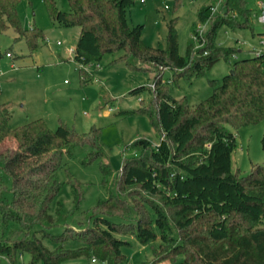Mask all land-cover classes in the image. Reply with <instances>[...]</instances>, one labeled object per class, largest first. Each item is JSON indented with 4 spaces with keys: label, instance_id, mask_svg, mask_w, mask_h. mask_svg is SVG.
<instances>
[{
    "label": "trees",
    "instance_id": "16d2710c",
    "mask_svg": "<svg viewBox=\"0 0 264 264\" xmlns=\"http://www.w3.org/2000/svg\"><path fill=\"white\" fill-rule=\"evenodd\" d=\"M18 2L0 0V33L11 26L32 52L39 47L43 32L36 26H21ZM67 2L69 10L63 11L54 0H43L52 21L79 28L73 55L78 64L122 51L112 62H123L132 70H148L142 66L146 63L167 67L174 70L175 82L186 71L183 78L189 81L205 74L218 59L237 54L234 46L214 45L220 27L251 28V9L244 0H224L223 14H215L208 22L204 47L194 50L188 38L184 54H180L173 18L166 23L165 48L142 41L143 24L130 26L126 18L134 0ZM215 2L198 8L197 21L205 19ZM231 69L220 80L209 79L211 93L195 105L186 95L173 97L156 75L150 77L154 91L143 85L129 90L131 94L148 90L152 97L146 104L140 99L137 108L123 113L146 115L162 135L155 145L144 136L127 145L136 153L123 159L117 181L122 187L139 185L160 195L161 205L152 201L146 203L149 207L129 205L110 193L91 208L95 210L89 215L92 224L70 233L69 238L80 241L81 246L63 249L59 244L62 236L51 234L49 240L58 246L50 250L39 238L23 233L7 243L0 241V254L10 264H16L18 253L29 256L28 264H63L76 257L120 264L125 257L122 247L130 245L123 237L130 235L141 244L159 240L158 247L152 248V260L142 264L165 260L170 264H264V163L253 164L246 174L231 170L236 130L264 118V56L249 53L237 57ZM78 73L81 82H88L82 77V68L78 67ZM9 119L8 104L0 103V145L7 139L15 142L14 148L0 149V169L11 179L12 194L7 200L0 183V236L11 222L29 230L50 220L48 210L62 184L57 172L63 156L70 157L77 146L86 144L91 149L83 165L98 159L102 186L112 174L109 164L101 160L104 151L99 128L92 126L78 134L61 122L52 129L40 117L15 127L9 126ZM65 171L76 208L83 193L79 181L68 168ZM179 255L181 259L176 260Z\"/></svg>",
    "mask_w": 264,
    "mask_h": 264
},
{
    "label": "rangeland",
    "instance_id": "374dc122",
    "mask_svg": "<svg viewBox=\"0 0 264 264\" xmlns=\"http://www.w3.org/2000/svg\"><path fill=\"white\" fill-rule=\"evenodd\" d=\"M54 1L60 10H69L67 0ZM211 2L212 0H182L181 3H178V0H134V4L126 12L127 23L130 26L143 24L142 41L152 47L165 48L166 23L172 18L175 19L178 52L184 54L187 40L191 38L190 27L193 22H198V7L204 3L209 5ZM244 2L251 11L254 10L248 17L251 28L231 30L223 26L217 30L214 40V45L234 46L242 51L237 52L236 57L228 55L218 59L205 74L193 76L189 81L183 78L187 74L186 71L182 73L183 77L175 82L172 81L174 70L167 67L146 63L142 66L148 70H132L123 62H112L122 51L104 53L99 61L78 64L68 54L67 48L75 47L79 28L61 26L52 21L43 0H19L17 14L21 26L26 29L38 27L43 32V38L39 40V47L30 52L25 38L18 35L11 26L0 33V103L8 104L9 126L15 127L39 117L52 129L61 122L78 134L86 133L90 127L95 126L101 134L104 151L101 160L109 164L112 174L107 178L105 186H102L98 159L83 165L81 162L86 160L91 149L86 144L77 146L70 157L63 156L62 167L57 172L62 184L58 195L50 204V220L35 224L29 230L11 222L4 235L0 236V241L7 243L12 237L26 233L39 238L50 250H55L58 242L49 240L52 234L62 236L59 237V244L63 249H74L82 243L69 238V235L92 224L93 218L89 215L95 211L91 208L98 199H105L112 193L120 196L129 205L142 203L146 206L148 201L161 205L160 195L151 194L139 185L122 187L117 181L123 159L136 153L127 145L142 136L149 138L155 145L162 135L151 126L146 115L123 113L137 108L140 99L146 104L152 97L148 90H143L140 94H131L129 90L141 85L148 86L152 83L150 77L156 75L167 84L175 98L186 95L191 105L206 98L211 93L208 80H220L230 71L237 57L248 55L250 52L247 48L251 49L256 43L251 32L256 34L262 29L255 20L258 0ZM57 41L60 44H57ZM6 53H9V56ZM11 64L14 67H11ZM78 66L86 68L82 69V77L88 82H81ZM150 90L154 91L151 88ZM235 137L236 144L231 152L233 172L238 170L239 174H246L253 164L264 163V118L255 124L240 126L235 132ZM14 147L15 142L11 139L0 145V149ZM183 158L185 157L181 159ZM65 168L79 181V188L83 193V199L76 208ZM0 183L4 187V196L10 201L11 179L1 169ZM57 199L61 201L60 205L56 203ZM57 209L61 211L59 214ZM123 238L128 240L130 245L122 247L125 257L120 264H142L152 260V248L158 247L159 244V240L141 244L130 235ZM180 259V255L176 257V260ZM28 262L27 254H17L16 264ZM0 264L10 263L0 254ZM63 264L107 263L93 257H76L64 261ZM157 264L170 262L165 260Z\"/></svg>",
    "mask_w": 264,
    "mask_h": 264
},
{
    "label": "built area",
    "instance_id": "2783aa9c",
    "mask_svg": "<svg viewBox=\"0 0 264 264\" xmlns=\"http://www.w3.org/2000/svg\"><path fill=\"white\" fill-rule=\"evenodd\" d=\"M143 1V0H141ZM224 0H216V2L209 6V9L206 12L205 19L203 21H198L194 26L190 33L191 39L193 41V49L198 50L202 47H204L206 43L205 39V30L208 25L209 20L212 16L215 14H223L225 11V7L223 6ZM258 9L255 11V20L257 23L261 26V31L257 33V44L251 49V52L255 55H263L264 56V0H258ZM57 44H60L59 41H57ZM67 52L70 56L73 57L74 55V47H68ZM206 50H204L202 53L206 54ZM7 56H9V53H6ZM236 57V55H233ZM85 65V64H83ZM11 67H14L13 64H11ZM79 67V66H78ZM82 68V67H80ZM86 69V68H82ZM148 87L151 89H154V83H149Z\"/></svg>",
    "mask_w": 264,
    "mask_h": 264
},
{
    "label": "crops",
    "instance_id": "0c3cea01",
    "mask_svg": "<svg viewBox=\"0 0 264 264\" xmlns=\"http://www.w3.org/2000/svg\"><path fill=\"white\" fill-rule=\"evenodd\" d=\"M244 3H245V2H244ZM201 5H206V4L204 3V4H201ZM201 5H200V6H201ZM200 6H199V7H200ZM245 6H246V5H245ZM199 7H198V8H199ZM246 7H247V6H246ZM249 9H250V8H249ZM253 11H254V10H253ZM253 11H251V12H253ZM255 11H256V10H255ZM190 28H191V27H190ZM258 33H259V32H258ZM78 34H79V33H78ZM251 35H252V36H255V40H256L255 45H256V44H257V33L254 34V32L252 31V32H251ZM76 41H77V40H76ZM255 45H253V46L251 47V49H252ZM216 46H218V45H216ZM71 47H73V46H71ZM251 49L248 47V48H247V51H249L250 53H252V52H251ZM241 51H242L241 49H238V52H241ZM140 98H141V96H140Z\"/></svg>",
    "mask_w": 264,
    "mask_h": 264
},
{
    "label": "water",
    "instance_id": "95a60500",
    "mask_svg": "<svg viewBox=\"0 0 264 264\" xmlns=\"http://www.w3.org/2000/svg\"><path fill=\"white\" fill-rule=\"evenodd\" d=\"M233 70L232 69H230V71L229 72H232Z\"/></svg>",
    "mask_w": 264,
    "mask_h": 264
}]
</instances>
